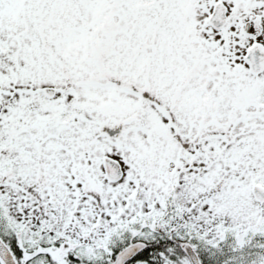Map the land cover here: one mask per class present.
I'll return each instance as SVG.
<instances>
[{
  "label": "snow or ice",
  "instance_id": "6c2138e0",
  "mask_svg": "<svg viewBox=\"0 0 264 264\" xmlns=\"http://www.w3.org/2000/svg\"><path fill=\"white\" fill-rule=\"evenodd\" d=\"M0 264H264V0H0Z\"/></svg>",
  "mask_w": 264,
  "mask_h": 264
}]
</instances>
